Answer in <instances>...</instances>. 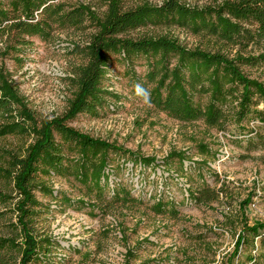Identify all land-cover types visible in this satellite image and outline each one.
<instances>
[{
	"label": "rangeland",
	"instance_id": "obj_1",
	"mask_svg": "<svg viewBox=\"0 0 264 264\" xmlns=\"http://www.w3.org/2000/svg\"><path fill=\"white\" fill-rule=\"evenodd\" d=\"M59 1L68 8L80 3L91 4L99 14L106 9L105 0ZM163 1L122 0V4L126 9L143 2L158 6ZM217 2L220 0L185 1L199 8ZM92 32L87 20L79 29L56 28L48 39L28 38L29 42L19 47L20 53L8 48L9 44L14 45L12 40L0 34V68L9 74L38 119H50L65 112L73 90L68 78L83 61L79 52L74 51V45H84ZM163 34L177 38L187 47L215 50L221 45L212 36L194 34L176 25H148L129 32L134 37ZM225 49L231 55L236 50L257 55L264 53V41L246 47L228 45ZM109 63V90L117 92L122 99L114 109L112 101L106 99L95 110L79 113L68 125L123 150L153 156L158 165L140 168L127 160L126 154L111 156L114 171L110 178L121 180L140 201L126 206L111 202L107 211L100 212L76 202L68 205L64 200L55 207L53 199L35 189L34 194L42 204L36 208L35 232L58 244L39 264H124L129 248L134 253L131 264H252L248 256L257 258L256 264H264V259H258V254L264 253L261 236L233 254L243 225L264 221V151L247 149L246 141L239 137L250 126L247 122L234 121L235 103L230 100L223 107L226 122L222 128L208 126L201 119L179 122L131 94L133 78L117 54H110ZM134 64L135 73L143 76L145 59L139 57ZM242 69L249 76L264 81V66H243ZM205 99L202 97V102ZM258 108L264 106L260 103ZM29 142L28 137H0V163L5 150L20 154ZM199 143L206 144L212 155L200 154ZM171 151H185L188 158L183 169L172 163L170 168L174 172L170 173L163 169L161 161ZM201 159L207 163L189 167V160L202 163ZM36 178L67 198L94 202L93 195L86 194L72 175L47 177L40 174ZM184 184L193 188L207 185L218 193L217 199L208 205L187 203ZM0 192L10 196L6 202H0V236L11 237L15 235L13 207L17 194L12 184L2 179ZM159 194L164 200L172 198L176 214L153 211L154 195ZM108 198L106 195L103 202L109 201Z\"/></svg>",
	"mask_w": 264,
	"mask_h": 264
},
{
	"label": "trees",
	"instance_id": "obj_2",
	"mask_svg": "<svg viewBox=\"0 0 264 264\" xmlns=\"http://www.w3.org/2000/svg\"><path fill=\"white\" fill-rule=\"evenodd\" d=\"M185 1L164 0L158 6L143 2L125 9L122 0H105L106 9L99 14L91 4L84 3L68 8L59 0H0V34L12 40L14 45L9 44L8 48L17 53L22 51L19 47L29 42L28 38L48 39L56 28L79 29L86 20L93 28L84 45H74V51L79 52L83 61L68 78L72 95L60 116L38 119L9 74L0 68V137L16 135L30 139L20 154L5 150L0 163V179L11 183L17 194L13 207L15 235L0 236V264H39L58 245L35 232L36 208L42 206L35 189L53 199L55 207L64 200L68 205L76 202L101 212L107 211L111 202L126 206L140 201L121 180L110 178L114 171L111 156L126 154V159L140 168L156 167L155 157L123 150L68 125L79 113L95 110L106 99L112 101L113 109L122 99L117 92L109 90L110 54H117L125 62L126 71L133 78L130 91L133 96L134 85L142 84L151 92V105L179 122L201 119L208 126L222 128L226 122L223 107L232 100L234 121L247 122L250 126L239 137L244 138L247 149L264 151V108H258L260 103L264 106V81L242 69L243 66H264V53L253 55L236 50L231 55L225 49L228 45L246 47L264 41V0H220L201 8ZM160 24L185 27L194 34L204 33L221 45L210 50L187 47L167 34L129 35L140 27ZM139 57L145 59L143 76L134 70V61ZM204 96L206 99L202 102ZM197 147L200 154L212 155L206 144L199 143ZM187 158L185 151H171L161 165L171 173L174 172L170 168L172 163L183 169ZM201 162L189 160V167L207 163L205 159ZM40 174L72 175L86 194L93 195L94 202L61 195L38 181L36 177ZM184 185L187 203L208 205L217 199L218 193L207 185L194 188ZM106 195L109 201L103 202ZM154 197L151 207L156 214L177 213L172 198L164 200L160 194ZM8 198L0 192V202ZM256 236H261L264 243V221L243 225L233 254L253 242ZM133 258V250L127 249L124 264H131ZM259 258L264 259V253L258 254ZM248 260L256 264L257 258L248 256Z\"/></svg>",
	"mask_w": 264,
	"mask_h": 264
},
{
	"label": "clouds",
	"instance_id": "obj_3",
	"mask_svg": "<svg viewBox=\"0 0 264 264\" xmlns=\"http://www.w3.org/2000/svg\"><path fill=\"white\" fill-rule=\"evenodd\" d=\"M135 96L145 105H151V92L142 84L137 83L134 85Z\"/></svg>",
	"mask_w": 264,
	"mask_h": 264
}]
</instances>
